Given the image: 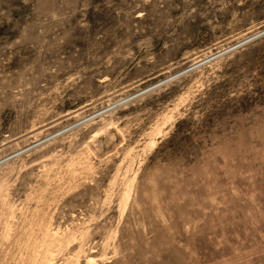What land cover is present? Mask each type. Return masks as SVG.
<instances>
[{
    "label": "rangeland",
    "instance_id": "374dc122",
    "mask_svg": "<svg viewBox=\"0 0 264 264\" xmlns=\"http://www.w3.org/2000/svg\"><path fill=\"white\" fill-rule=\"evenodd\" d=\"M263 30L264 0H0V264H264V33L227 50Z\"/></svg>",
    "mask_w": 264,
    "mask_h": 264
},
{
    "label": "bare ground",
    "instance_id": "6f19581e",
    "mask_svg": "<svg viewBox=\"0 0 264 264\" xmlns=\"http://www.w3.org/2000/svg\"><path fill=\"white\" fill-rule=\"evenodd\" d=\"M263 33H264V30L261 31L260 33L256 34V35H253V36H251V37H248V39H246V40H244V41H242V42H239L238 44H235V45L231 46V47L228 48L227 50L232 49V48L238 46L239 44H242L243 42L248 41V40L254 38L255 36H258V35L263 34ZM227 50H226V51H227ZM222 52H225V50L222 51ZM222 52H221V53H222ZM150 88H152V87L146 88V89H144V90H142V91H140V92H138V93H136V94H134V95H132V96H130V97L124 99V100H121V101L117 102V103L114 104V105L120 104L121 102H123V101H125V100H127V99H129V98H132V97H134V96H136V95H138V94H140V93H142V92H144V91H148V90H150ZM114 105H113V106H114Z\"/></svg>",
    "mask_w": 264,
    "mask_h": 264
}]
</instances>
